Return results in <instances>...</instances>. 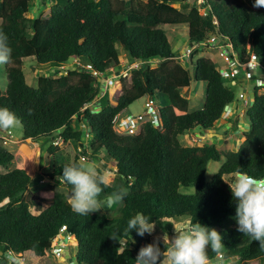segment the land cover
Masks as SVG:
<instances>
[{"label": "trees", "instance_id": "trees-1", "mask_svg": "<svg viewBox=\"0 0 264 264\" xmlns=\"http://www.w3.org/2000/svg\"><path fill=\"white\" fill-rule=\"evenodd\" d=\"M53 1L57 4L51 16L41 19L37 14L29 17L33 0H0V32L7 35L12 49L11 60L5 64L7 84L5 90L0 88V108L19 118L24 140L61 138L65 143L84 144L89 138L90 155L105 154L113 164L111 170L117 169L110 184L102 185L100 199L120 189L126 193L124 208L119 219L98 213L82 216L61 196L44 208L46 201L28 196L33 173L0 147V168L8 169L0 173V264H11L10 253L34 261L50 256L63 227L71 243L77 244L74 255L80 264H135L139 250L154 243L151 235L140 237L127 231L128 220L137 213L158 222L197 221L220 232L224 246L219 253L225 252L224 261L237 257L240 264H264V248L237 231L236 203L227 179L241 174L264 178V92L255 87L254 102L247 111L250 132L238 151L184 146L181 137L188 132L216 129L236 93L212 59H198L193 73L177 63L164 29L186 26L192 47L212 37L216 44H230L228 52L233 51L241 64L253 55L264 61V6L256 10L246 0H207L202 13L196 0ZM27 58H34L37 71L49 73L39 78L37 87L26 81ZM155 61L159 65L151 67ZM134 63L139 68L121 79L120 95L111 98L108 91L100 99L99 76L111 70L122 73ZM192 79L207 90L204 107L190 112V101L182 90L190 87ZM159 94L166 99L162 127L147 123L136 136L115 131L117 115L143 97ZM97 104L100 109L91 108ZM76 122L81 123L79 129ZM55 151L51 145L50 152ZM222 159L218 172L207 181L209 163ZM80 163V157L69 163L55 155L53 173L48 176L65 184L60 179L63 167ZM191 187L195 194L181 192ZM155 243L162 250L170 247L165 240ZM69 251L70 258L71 244ZM219 253L209 250V261L219 262Z\"/></svg>", "mask_w": 264, "mask_h": 264}, {"label": "rangeland", "instance_id": "rangeland-1", "mask_svg": "<svg viewBox=\"0 0 264 264\" xmlns=\"http://www.w3.org/2000/svg\"><path fill=\"white\" fill-rule=\"evenodd\" d=\"M148 1V0H144ZM246 2L253 8L259 9L263 6H257L256 0H246ZM264 3V0H261ZM57 4L56 1L49 0V4L47 9L44 11H39L36 8H33L29 17L32 18L34 14L39 15L41 19H48L51 16L50 9ZM40 5V3H38ZM204 13V9L201 10ZM1 24V21H0ZM166 33L168 34L171 46L176 53L175 61L188 69L191 73L194 71V64L200 58H208L212 59L219 67V69H227L228 61L231 59L230 54H226L225 50H227V46L223 43H215V38L212 37L210 41H208L205 45L200 48H195L192 52L190 58H185V54L187 49L191 48L189 45L188 38V29L186 26L178 25V26H165L164 27ZM31 33V32H30ZM33 35L30 34V37ZM225 53V54H224ZM224 54V55H223ZM122 57L125 62L128 61V58L125 54H122ZM124 62V63H125ZM160 61H155L150 63L151 67H157ZM264 65V61L260 62ZM71 65H77L76 62H72ZM35 61L34 58L25 59L24 64V72L26 76L27 83L32 87L38 86V81L41 76H48L49 73L39 72L34 67ZM134 66L128 68L124 72H116L111 70L104 75L99 76V81L101 85L104 83H109V94L108 97L116 98L122 92V80L128 76L130 70ZM256 76L260 80H264V69L259 67L255 72ZM226 85L232 89L236 93V100L232 105V115L225 116L224 119L217 123L216 129L209 131L207 133H203L200 128H197L195 131L188 132L184 136L181 137V143L184 146H215L222 152L226 151H238L239 147L245 140V134L250 132V122L247 116L248 109L253 105L254 102V90H255V82L253 80H244L237 79L236 81L226 80ZM7 84V77L5 74V65H0V88L5 90ZM206 90L207 87L203 83L196 82L192 79L191 85L189 88H185L182 90V95L190 101V112L200 110L204 107L205 99H206ZM241 93H245L248 95L249 104L245 105L243 99L239 97ZM156 105L160 108L165 107L166 99L159 95L155 97ZM145 101L146 97L135 102L129 109L132 114L138 115L139 113H144L145 109ZM91 108L94 110L100 109L99 104L91 105ZM231 111V108L229 109ZM81 123L76 122L75 128L79 129ZM89 138L84 140V144H78L75 142H68L62 145V143L55 145L53 141H39L32 142L31 140H24L22 129L20 124L15 127H11L8 129L0 128V147L12 153L16 159L20 162V164L25 167L28 171L33 173L34 182L30 186L28 196L34 198L38 201L44 200L46 203L44 204V208H46L57 196H61L67 201H69V193L70 188H68L65 184H60L56 181H53L49 178L48 175L53 173V160L55 155L57 157H62L66 159L69 163H73L77 157H80L81 163H89L96 166L97 170L105 176L106 184H110V182L116 177V168H112V162L107 159L105 154H102L100 158L92 157L90 155V144ZM60 140H56L59 142ZM53 145L56 147V151L54 153L50 152V147ZM85 150V151H84ZM87 155V161H83L82 158ZM224 159L220 162H210L206 174L207 181H211L213 176L218 172L220 167L222 166ZM17 166H12L11 169H14ZM8 169L0 168V173H6ZM239 176L233 175L228 176L227 179L234 183ZM181 192L183 194L193 195L196 192L194 187L191 188H181ZM107 199L103 201L106 202ZM114 205V207H113ZM111 206L106 203L103 206V209L95 212L98 214H110L113 219H119L120 212L124 208L123 201H120ZM32 212L38 214L34 209ZM189 226H191L190 220H182L180 222H167L162 221L158 222L156 228L153 232L152 240L156 242L157 240H165L169 243L167 236L171 239L175 229L185 230ZM54 242V241H53ZM69 249V248H68ZM71 251L72 255L68 258L67 253L61 258L57 259L54 257L52 253L50 256L41 259L39 261H34L33 259L24 260L19 258L21 256L17 255L14 257V264H80L77 257L74 255V252L77 251V244L75 242L71 243ZM221 254H225L222 250ZM219 262L213 263L209 261V264H240L239 259L230 258L226 261L223 257L222 259L218 258ZM1 261V256H0Z\"/></svg>", "mask_w": 264, "mask_h": 264}, {"label": "clouds", "instance_id": "clouds-1", "mask_svg": "<svg viewBox=\"0 0 264 264\" xmlns=\"http://www.w3.org/2000/svg\"><path fill=\"white\" fill-rule=\"evenodd\" d=\"M48 4L49 2H47V6ZM256 5L264 6V3H262L261 0H256ZM45 10L46 9H44V11ZM11 56L12 49L8 44V37L5 33L0 32V65L9 63ZM261 61L263 60L259 58V64L261 65L259 67L264 69V65L260 63ZM131 66H136L131 70L139 68L138 63L131 64L129 67ZM95 74L97 76L99 75L98 73ZM254 75L256 76V73H254ZM101 87H103V90L100 99L109 91V83L106 84L103 82ZM148 96L151 95L145 96L146 99ZM151 97L154 98V96ZM162 109L163 107L160 108V111ZM128 114H132L129 108L116 117L120 116L125 118ZM224 118L225 116L223 119ZM19 123L20 120L14 112L10 111L8 108H0V128L8 129L15 127ZM114 129L116 131L115 123ZM56 140L62 139L58 138ZM56 140L51 141H53L54 144ZM63 144H65L64 141ZM87 156L88 155H85L84 157ZM60 179L63 180L65 184L71 186L68 201L70 208L74 213L82 216H87L89 213L93 214L103 209L105 203L109 206L116 204L122 201L126 195L125 192L117 189L111 193L106 202L101 200L100 194L103 190L102 185L106 182L105 176L97 170L95 165L89 163H80L63 167V173ZM229 187L236 203L235 221L237 224V231L244 236H248L252 241H258L259 247L264 248V178H255L247 176L246 174H241L234 183L229 185ZM157 222L158 221L150 219L143 213H137L128 220L127 231L129 233L135 231L140 237H144L145 234L152 235ZM174 229L175 231L171 239L167 236L170 247L162 250L158 243L154 242L148 244L139 250L135 264H209V250L219 253L220 249L224 246L222 243L223 237L220 232L197 221L185 230L178 231L175 227ZM69 250L70 245L67 251ZM19 256H21V254Z\"/></svg>", "mask_w": 264, "mask_h": 264}, {"label": "built area", "instance_id": "built-area-1", "mask_svg": "<svg viewBox=\"0 0 264 264\" xmlns=\"http://www.w3.org/2000/svg\"><path fill=\"white\" fill-rule=\"evenodd\" d=\"M45 0H33V8L40 10L47 9V6L44 5ZM40 3V5H38ZM196 6L199 8V10H203L204 12L207 7V0H196L195 2ZM45 7V8H44ZM32 8V10H33ZM206 44V43H205ZM202 44V45H205ZM202 45H196L189 49H187V52L185 54L186 58H190L192 55L193 50L197 47L200 48ZM226 48H229L231 45L227 44ZM226 54H230L231 59L228 61V67L227 69H219L221 75L225 80H232L236 81L237 79H241L240 75L242 73L245 74L244 77H242L244 80H253L255 82V87L262 88V91L264 92V80H260L258 78H254L255 70L261 66L259 64V58L255 55H253L250 59V61L247 64H241L239 58L234 54L228 52V49L225 50ZM224 53V54H225ZM223 54V55H224ZM233 55V56H232ZM218 66V65H217ZM136 67V66H134ZM241 99H243L245 102V105L249 104L248 95L245 93H241L239 95ZM231 108V111L229 109ZM232 113V106H228L225 111L224 116H231ZM116 131L123 135H137L140 133L141 129L147 124L152 123L156 127L162 126V117H161V111L160 108L156 105V101L153 97L148 96L145 102V111L142 114L133 115L128 114L125 116V118H122L120 116L116 117L114 120ZM62 143L63 141L60 140L59 142H54L55 145H58ZM82 160L85 162L87 161V157H83ZM70 235L67 234V227H63L59 236L55 238L53 244H52V250L51 253L56 257L57 259L61 258L66 254L67 249L69 248V241H70ZM13 254L7 255V259L11 262H13L14 259ZM218 258L222 259L223 254H218Z\"/></svg>", "mask_w": 264, "mask_h": 264}, {"label": "bare ground", "instance_id": "bare-ground-1", "mask_svg": "<svg viewBox=\"0 0 264 264\" xmlns=\"http://www.w3.org/2000/svg\"><path fill=\"white\" fill-rule=\"evenodd\" d=\"M70 237H71V236H70ZM71 241H72V238H70V241H69L68 245H70V244H71Z\"/></svg>", "mask_w": 264, "mask_h": 264}, {"label": "water", "instance_id": "water-1", "mask_svg": "<svg viewBox=\"0 0 264 264\" xmlns=\"http://www.w3.org/2000/svg\"><path fill=\"white\" fill-rule=\"evenodd\" d=\"M66 253H67V255H69V251H67Z\"/></svg>", "mask_w": 264, "mask_h": 264}, {"label": "crops", "instance_id": "crops-1", "mask_svg": "<svg viewBox=\"0 0 264 264\" xmlns=\"http://www.w3.org/2000/svg\"><path fill=\"white\" fill-rule=\"evenodd\" d=\"M217 41V40H216ZM218 43V42H217Z\"/></svg>", "mask_w": 264, "mask_h": 264}]
</instances>
